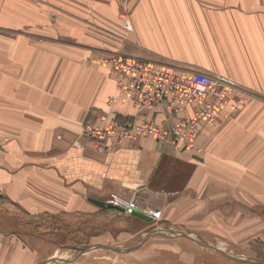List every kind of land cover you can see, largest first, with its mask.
<instances>
[{"label": "crops", "instance_id": "0c3cea01", "mask_svg": "<svg viewBox=\"0 0 264 264\" xmlns=\"http://www.w3.org/2000/svg\"><path fill=\"white\" fill-rule=\"evenodd\" d=\"M112 53L226 76L250 99L200 132L199 151L150 138L94 150L80 136L99 116L162 123L117 100L96 63ZM133 194L169 229L238 258L264 243V0H0V239L30 241L29 217Z\"/></svg>", "mask_w": 264, "mask_h": 264}, {"label": "built area", "instance_id": "2783aa9c", "mask_svg": "<svg viewBox=\"0 0 264 264\" xmlns=\"http://www.w3.org/2000/svg\"><path fill=\"white\" fill-rule=\"evenodd\" d=\"M123 20V25L130 29L125 17ZM96 63L115 79L118 101L130 103L139 116L160 117L162 123L157 125L143 117L119 124L115 119L99 116L80 136L94 150L113 151L126 142L150 138L161 147L171 145L199 151L200 132L214 128L221 119H234L250 99L247 90L226 76L183 72L114 53L101 55ZM115 102L111 101L110 106ZM186 112L189 115L185 116ZM76 145L79 150L84 149L81 143ZM106 202L122 208L129 216L139 211L152 221L157 217L156 212L143 210L136 194L126 200L111 195Z\"/></svg>", "mask_w": 264, "mask_h": 264}, {"label": "rangeland", "instance_id": "374dc122", "mask_svg": "<svg viewBox=\"0 0 264 264\" xmlns=\"http://www.w3.org/2000/svg\"><path fill=\"white\" fill-rule=\"evenodd\" d=\"M120 21L123 24V17ZM167 67L183 72H199L183 66ZM143 210L156 212V219L144 225L126 214L91 209L86 213L71 212L69 216H40L35 221L25 220L27 222L20 226L33 238L30 241L0 239V264H39L58 256L71 260L77 256V250L84 247L95 245L129 249L154 231L178 233L162 223L161 210L149 207ZM147 240L128 254L97 249L79 256L70 264H239L186 238L153 236V239ZM219 243L213 247L221 249L217 247ZM221 247L233 256L231 250L223 245ZM248 248L251 254L239 258L264 264V243L252 244Z\"/></svg>", "mask_w": 264, "mask_h": 264}, {"label": "water", "instance_id": "95a60500", "mask_svg": "<svg viewBox=\"0 0 264 264\" xmlns=\"http://www.w3.org/2000/svg\"><path fill=\"white\" fill-rule=\"evenodd\" d=\"M88 201H89V203H91L92 205H94V206H96V207H98L100 209H103V210H114L116 212H119L120 214H124V210L122 208L117 207V206H113L112 204H110L108 202H103V201H98V200H93V199H89ZM131 216H133V217H135L137 219H140V220H142V221H144L146 223H151L152 222V219L148 215H146V214H144L142 212H139V211H133L131 213ZM153 236H163V237L170 238V239L186 238V239L198 244L199 246L206 247L209 250L213 251L214 253H216V254H218V255H220V256L228 259V260H231L233 262H237V263H241V264H260V263L249 261V260H245V259H242V258L233 257L230 254L225 253L221 249L212 247V246H210L208 244H205L203 242L195 240L194 238H192L188 234H185V233H171V232H167L166 230H158V231H154V232L150 233L149 235L145 236L139 242L138 245H136V246H134L132 248H129V249H118V248H113V247H108V246H94L93 248L84 247V248H81V249L77 250V256L74 259L63 260V259L51 258V259L47 260L46 262H41L39 264H70L73 261H75L76 258H78L79 256L85 254L86 252H88L91 249H105V250H107L109 252H113V253H116V254H128V253H131V252L135 251L136 249H138L147 239H149V238H151Z\"/></svg>", "mask_w": 264, "mask_h": 264}, {"label": "trees", "instance_id": "16d2710c", "mask_svg": "<svg viewBox=\"0 0 264 264\" xmlns=\"http://www.w3.org/2000/svg\"><path fill=\"white\" fill-rule=\"evenodd\" d=\"M0 204L1 205H3V204H7V202L5 201V200H3V198L2 197H0ZM109 212H114V213H117V214H120L119 212H116V211H114V210H108ZM44 217V216H43ZM38 219V217H29L28 218V221H35V220H37Z\"/></svg>", "mask_w": 264, "mask_h": 264}, {"label": "bare ground", "instance_id": "6f19581e", "mask_svg": "<svg viewBox=\"0 0 264 264\" xmlns=\"http://www.w3.org/2000/svg\"><path fill=\"white\" fill-rule=\"evenodd\" d=\"M95 246V245H94ZM94 246H90L91 248H93ZM94 250H96V249H91V250H89L88 252H90V251H94ZM88 252H86V253H88ZM85 253V254H86ZM56 259H63V260H65V257L63 258V257H61V256H58Z\"/></svg>", "mask_w": 264, "mask_h": 264}]
</instances>
